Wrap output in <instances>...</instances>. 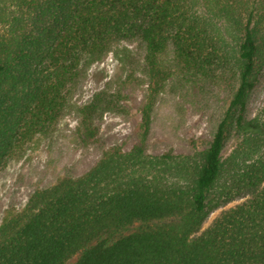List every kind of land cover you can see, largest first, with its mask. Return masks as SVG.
I'll list each match as a JSON object with an SVG mask.
<instances>
[{
  "label": "trees",
  "instance_id": "16d2710c",
  "mask_svg": "<svg viewBox=\"0 0 264 264\" xmlns=\"http://www.w3.org/2000/svg\"><path fill=\"white\" fill-rule=\"evenodd\" d=\"M129 39L146 45L138 141L9 209L0 264H264V105L247 115L264 68V0H0V169L58 122L81 63ZM175 76L230 96L204 147L150 153L156 95ZM99 108H77L85 143Z\"/></svg>",
  "mask_w": 264,
  "mask_h": 264
},
{
  "label": "rangeland",
  "instance_id": "374dc122",
  "mask_svg": "<svg viewBox=\"0 0 264 264\" xmlns=\"http://www.w3.org/2000/svg\"><path fill=\"white\" fill-rule=\"evenodd\" d=\"M145 52L142 40L129 39L114 43L100 59L81 63L69 94V106L58 122L49 133L28 141L0 169V222L9 209H21L36 188L82 174L110 146L129 149L138 141L148 94ZM229 96L228 87L217 83L191 85L181 77L171 78L156 95L147 151L161 153L173 149L189 153L194 150L193 140L198 148L204 147L214 135ZM93 100L101 103L95 115L99 134L85 143L77 132V108ZM263 105L264 68L248 99V117H253ZM237 139L238 134L233 133L225 155ZM243 199L239 197L211 212L202 228L210 225L223 209Z\"/></svg>",
  "mask_w": 264,
  "mask_h": 264
}]
</instances>
